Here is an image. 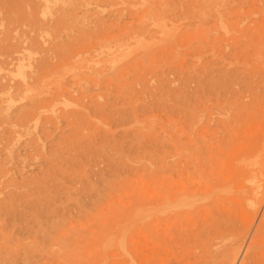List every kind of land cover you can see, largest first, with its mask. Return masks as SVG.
I'll return each mask as SVG.
<instances>
[{"label":"rangeland","instance_id":"374dc122","mask_svg":"<svg viewBox=\"0 0 264 264\" xmlns=\"http://www.w3.org/2000/svg\"><path fill=\"white\" fill-rule=\"evenodd\" d=\"M205 1L0 0V264H128L130 255L143 264L142 200L163 179L196 192L177 206L185 212L178 228L190 237L202 216L220 222L217 197L234 198L225 211L245 224L249 217L254 229L248 198L264 177V28L259 53L247 31L252 10L250 28L240 23L248 33L230 32L248 54L226 96L215 85L229 68L219 18L234 4ZM164 219L152 264H197L200 250L187 240L179 248Z\"/></svg>","mask_w":264,"mask_h":264},{"label":"bare ground","instance_id":"6f19581e","mask_svg":"<svg viewBox=\"0 0 264 264\" xmlns=\"http://www.w3.org/2000/svg\"><path fill=\"white\" fill-rule=\"evenodd\" d=\"M199 2H201V1H199ZM198 2V3H199ZM205 2H208L209 3V1L208 0H206ZM233 2V4L234 5H232V6H230L229 4H226L225 5V9L222 11V14L220 15V23H221V27L223 28V34H224V43L222 44L223 45V48H222V50L225 48V54H224V50H223V53L222 54H224V56H223V58H222V61H223V59H224V61H226V65L227 66H229V68H225L226 70L223 72V76H224V79H225V82L224 81H222V82H224V83H222L221 85H220V83H215V85L216 84H219L217 87H219L220 86V88H224L223 90H222V92H227L228 93V91H226V87H230L229 85H228V83H230V82H232V81H234L235 80V82H236V84H237V75H236V73H237V71H239V68H238V64H241L240 63V61H241V59H244V56L246 55L247 56V54H246V51H243L242 49L244 48V40H241V41H243V45L242 44H240V42H238L239 40L237 39L236 40V38H237V36H236V34H231L232 32H237V33H239V35H241V33H243V35H244V32H241V31H245V30H241L240 29V23H244V25H247V26H249V28H250V25L249 24H251V22L250 21H248V23L246 22L245 23V21H246V19H245V21H244V18L246 17L247 18V20H249V19H252V18H254L253 16H255V19H252L251 21H252V27L250 28V30L252 31V32H250V30H247V31H249V33L252 35V36H250V42H251V45L254 47L255 46V44L256 45H261V43H262V41H261V39H257L258 37H257V34L258 35H260V31L261 30H263V28H264V0H233L232 1ZM234 2H236V3H234ZM203 3V2H202ZM198 4V5H206L205 3L204 4ZM188 5V4H187ZM192 5H193V3H192ZM191 5V6H192ZM195 5V4H194ZM193 5V6H194ZM195 7V6H194ZM193 7H191V9H192ZM204 8H207V6L206 7H204ZM195 9V8H194ZM194 9H192V10H194ZM253 11L254 12V14L255 15H251L248 11ZM196 11H197V9H196ZM192 12V11H191ZM252 12V13H253ZM149 14H150V11L148 12ZM248 13V14H247ZM246 14L249 16L250 15V18L248 17V16H246ZM144 15H145V13H144ZM143 15V16H144ZM251 16H252V18H251ZM147 17H150V15L149 16H147ZM129 18V17H128ZM132 18H133V16H132ZM150 19V18H149ZM154 19V18H153ZM133 21V20H132ZM244 21V22H243ZM142 23H143V21H141ZM219 23V22H218ZM220 23H219V25H220ZM140 24V23H139ZM144 25V24H143ZM146 25H148V24H146ZM135 26V25H134ZM161 26H162V24H161ZM242 26V25H241ZM147 27V26H146ZM242 28V27H241ZM145 29V28H144ZM247 31H245V32H247ZM231 32V33H230ZM248 33V32H247ZM257 33V34H256ZM264 33V32H263ZM262 33V34H263ZM222 34V35H223ZM255 34H256V36H255ZM247 36H249L248 34H247ZM244 37H246V36H244ZM262 38V37H261ZM245 39V38H244ZM247 40H249V39H247ZM219 44H220V42H219ZM264 43H262V47H264V45H263ZM221 45V44H220ZM222 45H221V47H222ZM262 47H261V49H262ZM247 48H248V45H247ZM257 47L255 46V49H256ZM221 50V49H220ZM222 50H221V52H222ZM252 50H253V48H252ZM257 50V49H256ZM258 51V50H257ZM249 52H251L250 50H249ZM245 53V54H244ZM258 53H259V51H258ZM221 54V53H220ZM260 54H262V52L260 53ZM243 56V58H241ZM245 56V57H246ZM220 58V59H221ZM260 60H262V59H260ZM219 61V60H218ZM244 61L245 60H243V63H244ZM222 64V63H221ZM245 64V63H244ZM261 64H263V67H264V63L263 62H261ZM225 65V66H226ZM221 66V65H220ZM209 69V68H208ZM259 69V68H258ZM264 70V69H263ZM245 71V70H244ZM260 71V70H259ZM233 73V74H229V73ZM209 73H210V71H209ZM218 74V73H217ZM222 74V73H221ZM221 74L220 75H217V76H219L221 79L223 78V76L221 77ZM241 74V76H243L242 75V73H240ZM260 74V73H259ZM261 76H262V73L260 74ZM247 76V75H246ZM253 76V75H252ZM245 77V76H244ZM218 78V77H217ZM232 78L234 79V80H232ZM241 78V77H240ZM248 78H250V77H248ZM245 80V79H244ZM252 81V80H251ZM255 81V80H254ZM219 82H220V80H219ZM239 82V81H238ZM263 82V81H262ZM210 83V82H209ZM241 83V82H240ZM245 83V82H244ZM252 83V82H251ZM211 84V83H210ZM227 84V85H226ZM232 84V83H231ZM246 84V83H245ZM261 84V83H260ZM206 85V84H205ZM235 84L233 83V85H231L232 86V88H234L233 86H234ZM244 85V84H243ZM208 86H212V84L211 85H208ZM238 86H241L240 84L238 85ZM213 87V86H212ZM237 87V86H236ZM216 88V87H215ZM243 89H244V87H242ZM209 90H210V88H208ZM207 89V90H208ZM239 89H240V87H239ZM238 89V90H239ZM252 89V88H251ZM263 89V88H262ZM212 90H213V88H212ZM212 90H210L211 92H212ZM217 90V88L215 89V93H217V95H218V90ZM233 90V89H232ZM235 90H237V89H235ZM235 90H234V93H235ZM237 90V92H239V91H243L242 89L241 90H239L238 91ZM256 90V89H255ZM214 91V90H213ZM253 91V90H252ZM261 91V90H260ZM263 91V90H262ZM208 93V92H207ZM239 93H241V92H239ZM214 94V93H213ZM236 94V93H235ZM223 95V94H222ZM224 95H226V93L224 94ZM232 95V94H231ZM221 96V92H219V95H218V98ZM227 96V95H226ZM225 96V97H226ZM211 97H212V95H211ZM224 97V98H225ZM256 97V96H255ZM220 100H222L221 98H220ZM217 101H218V99H217ZM228 101V100H227ZM226 101V102H227ZM219 102V101H218ZM218 102L215 104V105H217L218 104ZM258 102V101H257ZM220 103V102H219ZM221 104V103H220ZM219 104V105H220ZM232 105V104H231ZM210 106V105H209ZM220 107H222V106H220ZM218 105H217V112H216V114H221L222 113V111H224V109L223 108H220ZM225 108V107H224ZM211 109H212V107H211ZM210 109V110H211ZM223 109V110H222ZM206 110V109H205ZM215 110V109H214ZM211 112V111H210ZM226 113V112H225ZM227 114V113H226ZM226 114H224V115H226ZM207 115V114H206ZM223 115V114H222ZM218 117V116H217ZM26 118V117H25ZM210 119L211 120H213L214 118H212V117H210ZM220 119V118H219ZM219 119H216L215 118V120H217V121H219ZM226 119V118H225ZM26 120H27V118H26ZM25 120V121H26ZM223 121V120H222ZM226 122V121H225ZM224 124H226V123H224ZM204 125V124H203ZM215 125V124H214ZM216 126H218V125H216ZM220 126V125H219ZM217 128V127H216ZM221 132V131H220ZM262 133H263V131H262ZM263 135H264V133H263ZM196 139V138H195ZM254 139V138H253ZM252 140V139H251ZM250 140V141H251ZM200 141V140H199ZM255 141V140H254ZM201 142H203V141H201ZM196 143V142H195ZM195 143H194V145H195ZM30 144V143H29ZM38 145H40V144H38ZM237 146V145H236ZM34 147V146H33ZM182 147V146H181ZM165 148V147H164ZM197 149V148H196ZM234 149V148H233ZM236 149V148H235ZM232 150V149H231ZM26 151V150H25ZM247 151V150H246ZM182 152V151H181ZM245 153V152H244ZM184 154V153H183ZM234 154V153H233ZM161 155V154H160ZM166 155V154H165ZM235 155V154H234ZM236 156V155H235ZM167 159V158H166ZM166 159H164V156L162 157V160H164V162L166 161ZM238 159V158H237ZM160 160H161V158H160ZM159 163V162H158ZM158 163H156V164H158ZM169 163V162H168ZM229 163V162H228ZM175 164V163H174ZM179 164V163H178ZM204 164V163H203ZM1 165V164H0ZM166 164H164V166H165ZM184 165V164H183ZM196 165H197V163H196ZM157 166V165H156ZM160 166V165H159ZM159 166H157V168L158 169H160L159 168ZM163 166V164H161V167ZM175 166H176V164H175ZM174 166V167H175ZM204 166H205V164H204ZM1 167H3V166H1ZM167 167H169V166H165V168H167ZM180 167V166H179ZM200 167V165L198 166V168ZM228 167V166H227ZM162 169V168H161ZM160 169V170H161ZM174 169V168H173ZM172 166H171V169H169V171L171 170V174H172ZM177 169V168H176ZM182 169V168H181ZM186 169V168H185ZM188 169V168H187ZM6 170V169H5ZM165 170V169H164ZM163 170V171H164ZM178 170V169H177ZM196 170V169H195ZM200 170V169H199ZM168 171V170H167ZM174 171V170H173ZM183 171V170H182ZM181 171V172H182ZM190 171V170H189ZM192 171V170H191ZM242 171V170H241ZM179 173H180V171H178ZM195 172V171H194ZM196 172H197V170H196ZM166 173H168V172H166ZM184 173H186V172H184L183 171V174ZM198 173V172H197ZM160 174H162V172L160 173ZM160 174H159V176H160ZM171 174H170V176H171ZM173 174H175V172L173 173ZM195 174V173H194ZM201 174V172L199 173V175ZM227 174V173H226ZM167 175H169V174H167ZM176 175V174H175ZM178 175V174H177ZM176 175V176H177ZM225 175V174H224ZM176 176H174V177H176ZM192 176V175H191ZM201 176V175H200ZM258 176V175H257ZM164 177V176H163ZM163 177H161L160 176V179H163ZM173 177V178H174ZM184 177V176H183ZM199 177V176H198ZM159 178V177H158ZM200 178V177H199ZM258 178V177H257ZM167 179V178H166ZM180 179V178H179ZM198 179V178H197ZM155 180H156V178H155ZM169 180V179H168ZM167 180V181H168ZM185 180H186V178H185ZM205 180V179H204ZM227 180V179H226ZM159 181V180H158ZM192 181V180H191ZM209 181V180H208ZM211 181H215V180H211ZM153 182V181H152ZM170 182L171 181H169V183L168 184H170ZM178 182V181H177ZM182 182V181H181ZM180 182V183H181ZM159 183V186L157 185V187H156V190H154L152 193H149V194H145L146 196H144L143 197V204H142V219H141V222H140V225L142 226V234H143V236L141 237L142 239H143V247H144V249H143V251H144V262H143V264H152V263H154L155 262V258H156V255H157V253H159L160 252V241H162V238L163 237H161V235H162V232L163 231H161L160 232V230H159V227H161L163 224H162V220L164 219V218H166V220H169V221H172L173 222V226H175L177 229H176V231H175V236H176V238L178 239V243H176L177 245L179 244V248H180V246H181V244L183 245L184 243L186 244H188V242L190 241H193L192 243H194V244H191L192 246H194L195 247V250L198 248V250H200V252L199 251H197V253L199 252L200 253V255L199 254H197V255H199L198 257L199 258H201L200 260H201V263L202 264H219V262H220V264H222V263H229V264H234V261L236 260V256H238V253H237V251H238V249L241 247L240 246V242H244V237L245 236H247V234L248 233H251L250 235H251V238H250V241H249V243H248V247H247V251H246V255L244 256L245 257V259H241V261H240V264H264V256L263 257H261L260 256V254H259V250H258V248H260V241L262 240V238L264 237L263 235H264V177H262V185H261V188H260V190H259V192H257V193H254V194H252V195H250V197L248 198L249 200H251L252 201V203H253V205L255 206V216L256 215H258L259 216V221H258V223L253 227L254 229H252V226H253V220L251 221V219L249 218V217H247V219H248V221L246 222V224H245V222L243 223V221L240 219V218H242L241 216H240V222L239 221H237L238 219L236 218V216H234V214H233V212L232 213H229L228 214V212L227 211H225V207H224V202H227L226 204H228V202H232L233 203V199L234 198H231V199H227V197L226 198H223V199H221L220 197H217V198H215V199H213L212 200V202H213V206L214 207H212L211 209H214L215 210V214H216V216H217V220L218 221H220L219 223H217V222H215V223H213V222H211L210 220H207L208 218H206V217H204V216H202L203 214H201L200 212H198L202 217L201 218H199L200 219V225L198 226V228L196 229V234L195 233H191V234H193V236H194V234H195V237H190V234L188 235V233H190V232H188V233H185V230H183L184 228H182V230H179V228H178V226L180 225V221H182V217H183V215H185V212H181L180 210H178V208H177V206L179 205V203H181V201L185 198L186 200H187V198H188V196L189 197H191V196H193L194 197V195H195V197H197V195H196V192L195 193H192L193 195H191L190 193V195H188L187 193H188V191H187V189H185L184 188V190H182V189H179L178 188V186L177 187H174V185L176 186V184H174L173 186H170V185H168L167 183H166V180L165 179H163V180H161L160 182H158ZM213 183V182H212ZM215 183H217V181L216 182H214L213 184H215ZM249 183V182H248ZM184 184V183H183ZM199 184V186H200V183H198ZM209 184V183H208ZM207 184V185H208ZM213 184H211L213 187H214V185ZM156 185V184H155ZM182 185V184H181ZM186 185V184H185ZM195 185V184H194ZM193 185V186H194ZM217 185V184H216ZM205 186V185H204ZM185 187H187V186H185ZM189 187V186H188ZM198 186H196V188H197ZM227 187V186H226ZM235 187V186H234ZM152 188H154V187H152ZM206 188H207V186H206ZM229 188V187H228ZM227 188V189H228ZM231 188V187H230ZM233 188V187H232ZM190 189V188H189ZM192 189V191H193V188H191ZM215 189V188H214ZM226 189V190H227ZM234 189V188H233ZM256 189V188H255ZM148 190V189H147ZM150 190V189H149ZM212 190V189H211ZM210 190V191H211ZM219 190V189H218ZM225 190V189H224ZM223 190V191H224ZM222 191V193H225V192H227V191ZM146 191V190H145ZM151 191V190H150ZM191 191V190H190ZM208 192V194H204L203 196H207L208 197V195H210V193H213L212 191L211 192ZM229 191V190H228ZM186 194H187V196H186ZM218 194V193H217ZM199 195H201V194H199ZM211 195H213V194H211ZM221 194H218L217 196H220ZM229 195H230V193H229ZM233 195V194H232ZM203 196L201 195L200 197L201 198H203ZM200 197H199V199H200ZM229 197H232V196H229ZM235 197V196H234ZM236 198V197H235ZM238 199V198H237ZM230 200V201H229ZM189 201V200H188ZM241 201V200H240ZM239 201V202H240ZM211 201H210V203H212ZM189 203V202H188ZM243 204H244V202H242ZM193 204V203H192ZM187 205V204H186ZM185 205V206H186ZM190 205V204H189ZM210 205H212V204H210ZM232 204H230L229 203V206H231ZM181 205H179V207H180ZM193 206H194V204H193ZM235 206H237V205H234L233 207H235ZM240 206V205H239ZM190 207V206H189ZM188 207V208H189ZM196 207H197V205H196ZM199 207L200 208H202L203 207V205L202 206H200L199 205ZM199 207H197L195 210H197L198 211V208ZM191 208V207H190ZM195 208V207H194ZM224 208V209H223ZM186 209V208H185ZM209 209V208H208ZM211 209H210V213L212 212L211 211ZM243 209V208H242ZM230 210V209H229ZM249 210V209H248ZM185 211V210H184ZM205 211H206V209H205ZM224 211V212H223ZM250 211V210H249ZM248 211V212H249ZM195 212V211H194ZM203 212V211H202ZM214 212V211H213ZM228 214V215H226V213ZM229 212H231V211H229ZM251 212V211H250ZM208 213V212H207ZM235 213V212H234ZM212 215L214 214V213H211ZM245 214L247 215V213L245 212ZM135 215V214H134ZM199 215V216H200ZM210 215V214H209ZM243 215V214H242ZM239 216V215H238ZM249 216V215H248ZM185 217V216H184ZM254 217V216H253ZM214 218V217H213ZM245 218H246V216H245ZM211 219H212V217H211ZM242 219H244V218H242ZM127 220H128V218H127ZM138 220V219H137ZM184 220V219H183ZM164 221H165V219H164ZM192 221H193V219H192ZM213 221V220H212ZM245 221H246V219H245ZM139 222V221H138ZM221 223V224H220ZM162 224V225H161ZM214 224H216V225H218L217 227L216 226H214ZM185 225V224H184ZM167 226V225H166ZM140 227V226H139ZM168 227V226H167ZM180 227H181V225H180ZM162 228H163V226H162ZM169 228V227H168ZM172 229H173V227H172ZM185 229H186V226H185ZM251 229H252V231L253 232H251ZM169 230H171V229H169ZM164 231H165V228H164ZM187 231V230H186ZM170 232V231H169ZM194 232V231H193ZM164 234V233H163ZM166 234V233H165ZM174 234V233H173ZM171 235V234H170ZM164 236V235H163ZM167 236V235H166ZM169 236V235H168ZM174 236V235H173ZM171 237V236H170ZM172 238V237H171ZM175 238V239H176ZM191 238H193V240H190ZM141 239V240H142ZM264 239V238H263ZM171 240V239H170ZM174 240V239H173ZM187 240V241H186ZM241 240V241H240ZM175 242L177 241V240H174ZM173 241V242H174ZM179 241H180V243H181V241H186V242H183V243H179ZM226 241H228V242H226ZM164 242V241H163ZM168 242V241H167ZM239 242V243H238ZM165 243V242H164ZM239 244V246H238V244ZM168 244V243H167ZM170 244V243H169ZM167 245L168 247L170 246V245ZM190 244V243H189ZM237 244V246H238V248H236L237 246H235ZM184 246V245H183ZM262 247H263V245H261ZM182 247V246H181ZM194 247H192V250H193V248ZM163 248H164V246H163ZM166 248V247H165ZM185 248H187V245L185 246ZM169 249V248H168ZM189 249V248H188ZM262 249V248H261ZM264 249V248H263ZM157 250L159 251V252H157ZM164 250V249H163ZM183 250V249H182ZM167 251V250H166ZM142 252V251H141ZM165 252V251H164ZM202 252V253H201ZM162 254H164L163 252H161ZM160 253V254H161ZM191 253V252H190ZM126 254H127V252H126ZM221 254V255H220ZM141 255V254H140ZM191 255H192V253H191ZM264 255V254H263ZM131 256V255H130ZM130 256H129V260L131 259V262L129 261V263L131 264V263H137V262H135V260H133L134 258H132V257H134V256H132L131 258H130ZM142 256V257H143ZM162 256V255H161ZM167 256V255H166ZM187 256V255H186ZM196 256V255H195ZM220 256H222V257H224V260L223 259H219V257ZM137 257V256H136ZM159 257V256H158ZM190 258H191V256H189ZM188 257V258H189ZM187 258V259H188ZM139 259V258H138ZM159 259V258H158ZM165 259V258H164ZM191 259H193V256H192V258ZM190 259V260H191ZM161 260V259H160ZM160 260H158V261H160ZM183 260V259H182ZM185 260V259H184ZM200 261L198 258L196 259V258H194L193 259V261ZM166 261V260H165ZM189 261V260H188ZM139 262V261H138ZM179 262H182V261H179ZM197 262V264H199ZM236 262V261H235ZM128 263V264H129ZM190 263H191V261H190ZM141 264V263H140ZM167 264V263H166ZM174 264V263H173ZM176 264V263H175ZM179 264H181V263H179ZM183 264V263H182ZM186 264V263H185ZM188 264V263H187ZM193 264H196L195 262L193 263Z\"/></svg>","mask_w":264,"mask_h":264}]
</instances>
